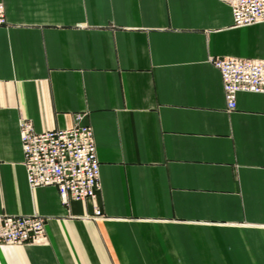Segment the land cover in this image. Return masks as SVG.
<instances>
[{
  "label": "crops",
  "instance_id": "obj_1",
  "mask_svg": "<svg viewBox=\"0 0 264 264\" xmlns=\"http://www.w3.org/2000/svg\"><path fill=\"white\" fill-rule=\"evenodd\" d=\"M0 3V216L47 220L0 264H264V94L229 112L212 62L264 60V22L220 0ZM24 120L92 128L96 199L30 188Z\"/></svg>",
  "mask_w": 264,
  "mask_h": 264
},
{
  "label": "built area",
  "instance_id": "obj_2",
  "mask_svg": "<svg viewBox=\"0 0 264 264\" xmlns=\"http://www.w3.org/2000/svg\"><path fill=\"white\" fill-rule=\"evenodd\" d=\"M230 6L235 27L264 22V0H220ZM7 24L0 3V26ZM229 112L237 108L241 92L264 94V60L216 58ZM20 139L28 185L57 188L62 204L97 198L100 162L94 132L79 121L70 129L37 132L31 122L22 121ZM100 214L99 210L96 212ZM46 219L41 216H0V244L23 246L46 242Z\"/></svg>",
  "mask_w": 264,
  "mask_h": 264
}]
</instances>
